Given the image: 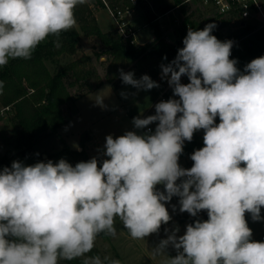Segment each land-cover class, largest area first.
<instances>
[{
  "label": "clouds",
  "instance_id": "1",
  "mask_svg": "<svg viewBox=\"0 0 264 264\" xmlns=\"http://www.w3.org/2000/svg\"><path fill=\"white\" fill-rule=\"evenodd\" d=\"M84 3L0 0V66L30 59L50 35L61 47L60 33L76 26L74 9ZM215 28L188 29L176 57L160 65L161 79L179 99L155 104L154 115L134 117L135 129H147L143 134L106 136L102 166L93 157L75 166L65 159L29 166L13 161L0 170V264L80 257L83 264H121L86 254L100 233L116 235V218L133 239L158 233L171 220L165 204L173 197H179L181 213L197 217L206 210L208 219L186 225L182 236L178 226L165 229L167 238L152 249L154 256L168 257L164 264H264V242L252 241L245 219V213L264 219V56L241 71L230 59L234 42L217 39ZM118 71L134 89L160 86L147 74L137 79L134 72ZM183 76L188 84L181 83ZM104 99L97 95L95 104L106 107ZM153 123L154 132L148 128ZM201 129L204 147L191 154L190 169L182 168L184 142ZM170 246L175 257L166 254Z\"/></svg>",
  "mask_w": 264,
  "mask_h": 264
},
{
  "label": "trees",
  "instance_id": "2",
  "mask_svg": "<svg viewBox=\"0 0 264 264\" xmlns=\"http://www.w3.org/2000/svg\"><path fill=\"white\" fill-rule=\"evenodd\" d=\"M105 1L112 8H134L132 0H125L127 4H122L120 0ZM105 1L86 0V3L75 7L76 26L60 33L61 47H54L57 37L50 35L35 48L30 59H10L6 65L0 66V81L3 82L0 107H11L7 111L10 114L7 120L10 132L4 137V143L9 150L5 155H0L2 168L10 167L11 160L15 157L23 161L26 157L36 155L37 146L49 136L57 134L77 112L74 105L76 101L97 90L103 84L104 78L114 89H118L125 85L118 71L123 69L124 72H134L137 79L144 74L151 76L159 83L160 89L164 90L169 84L166 79H161L160 65L168 64L176 57L177 50L184 46L182 41L187 35L188 27L200 30L211 22L216 23L217 29H220L232 20H237L236 13L223 18L226 15L214 9L213 16L204 17V12L199 6L190 10L191 5L185 0H176L175 4L164 5L161 4V0H152L153 4L152 2L151 4L156 7L158 13L152 12V7L143 5L147 23L157 20L160 14H165L177 6L186 14L181 30L176 34V41L170 42L154 26L155 38L152 41L135 44L132 36H123L118 28L103 30L100 27L95 13L96 10L105 7ZM239 26L240 32L233 38H225L218 31H213L212 35L220 41H233L257 27L253 23L240 24V22ZM82 35L97 37L102 43L101 49L94 48V55L98 61L105 57L100 61L105 69L104 77L100 74L92 56L84 52L81 44ZM80 51H82L81 55L76 57ZM261 56H264V28L256 30L251 39L244 38L234 44L230 59H236L237 68L243 71L247 63ZM171 91L173 90L170 87ZM67 105L68 111L65 112L64 106ZM219 122V117H216L215 123ZM203 136L197 131L194 132L192 141L184 142L180 158H186L195 150L204 147ZM81 141L83 144L85 139L82 138ZM64 149L76 163L90 160L89 154L84 149H73L66 141H64ZM97 159L100 162L98 166H102L103 160ZM193 164L194 161L190 160L181 167L190 169ZM198 216L201 221L208 219L206 210H202ZM178 219L182 222H193V217L187 212L180 213ZM98 238L109 240L105 233H100ZM97 239L94 248L86 256L99 255L103 259L106 257V252L99 247ZM84 258L80 257L72 261L61 260L60 264H83Z\"/></svg>",
  "mask_w": 264,
  "mask_h": 264
},
{
  "label": "rangeland",
  "instance_id": "3",
  "mask_svg": "<svg viewBox=\"0 0 264 264\" xmlns=\"http://www.w3.org/2000/svg\"><path fill=\"white\" fill-rule=\"evenodd\" d=\"M120 2L122 4H127L125 0H120ZM151 2L152 0H132L134 8H132L133 10L130 19V27L134 30L137 29L136 35L132 36L134 43L140 44L152 40L154 38L155 27H157V29L162 32L168 41L175 42L176 34L181 30L182 22L186 14L183 13L180 8L175 6L172 11L170 10L165 14H160L157 20L147 23V16L144 11L145 5L152 7V12L158 13L156 7H153L152 5L153 2L152 4ZM167 3H176V0H161L162 5ZM189 3L191 5L190 10L199 6L204 12V17L213 16L214 10L217 12L212 3H205L202 0H191ZM97 13L98 10H96L95 14L99 25L103 30L116 28V25L108 9L101 10L98 14ZM226 17L228 16L226 15L223 18ZM214 24L216 25V28L213 31L220 32V34L225 38H233L240 32V26L236 19L232 20L230 23L224 25L220 29H217L218 25L216 23ZM189 28L193 29L191 27H188V29ZM260 29L262 28L257 26L255 30H251L249 33H246L239 39L233 40V45L239 42L241 39H251L254 36L256 30ZM81 44L83 46L84 52L92 56L94 63L98 66L100 74L104 77L105 69L100 61L104 60L105 57H102L98 61L94 55V48H102V43L100 40L97 37H88L82 35ZM81 52L82 51L78 52L76 57H79ZM151 79L156 81L152 77ZM181 83L188 84L189 82L181 81ZM167 88L168 91L164 94L167 97V100L170 98L179 99L178 97L173 96V91L170 92L169 85ZM122 92L128 94L127 98L121 96ZM133 93H135V95H133ZM97 95L105 98L104 105H106V107L102 108L95 104L94 100L96 99ZM162 96L163 90H161L160 87L144 91L124 85L118 89H114L104 78L103 84L97 90L81 97L76 101L74 105L77 108V112L70 118L69 122L64 124L59 129L57 134H53L43 140L36 148V150H39L37 151L36 155L26 157L21 162H23L26 166H29L41 161L47 162L48 160H51L56 163L60 159H65L72 166H75L77 163L68 153V151L64 149V141H67L68 145L73 149H79V147L84 149L89 154L90 159L93 157L102 160L107 159V157L103 155V146L106 142V136L111 135V132H114L115 136L113 135V138H116L123 135L126 131H136L137 134H143V130H137L134 128L132 120L137 116L146 118L149 115H154L155 104L159 103L160 101H164L162 100ZM64 110L65 112L68 111V105L64 106ZM9 116L10 114L6 111L0 113L1 156L5 155V153L9 150L4 143V137L10 132V126L7 125ZM149 126L154 132L156 123H153ZM197 132L201 136L204 135L203 129L197 130ZM83 135L85 136L82 137ZM82 138L85 139L83 144L81 141ZM43 154H48V156L43 157ZM9 155H11V153ZM190 156L191 155L186 158H179V165L183 166L188 164L191 160ZM13 161L19 160H17L15 157L11 160V163ZM2 169L3 168L0 166V170ZM177 183H179V181H177ZM156 188L161 192L165 191L164 185H157ZM173 205L176 206L175 210H173ZM165 206L169 211L171 220L166 225L162 224L158 233H153L143 240L133 239L129 235L127 229L124 228L119 218H116L114 223L116 235L111 236L107 234L109 237L108 241L104 240L103 238H98L97 240L99 247L106 252V256L109 259L119 260L121 264H164L168 257L154 256L152 249L159 244L160 240L167 238L165 229L171 230L178 226L179 232L177 233V236H182L186 232V225L193 224L196 219L201 220L199 216L193 217V222H182L178 219V215L181 213L179 210V197H173L170 202L165 204ZM261 216L264 217V207L261 208ZM245 219L248 223V227L252 230V241L264 242V219L260 221H253L251 214L249 213H245ZM254 236L255 239L253 240ZM166 254L169 257H175L177 252L170 246L166 250Z\"/></svg>",
  "mask_w": 264,
  "mask_h": 264
},
{
  "label": "built area",
  "instance_id": "4",
  "mask_svg": "<svg viewBox=\"0 0 264 264\" xmlns=\"http://www.w3.org/2000/svg\"><path fill=\"white\" fill-rule=\"evenodd\" d=\"M105 1V0H104ZM191 1V0H185ZM205 3H212L218 13L222 15H229L231 13L237 14V22L240 24L253 23L260 28H264V0H202ZM107 9L113 18L116 28L125 37L136 35L137 29L134 30L130 27V19L132 15V8L122 9L119 7L112 8L105 1ZM182 82L188 80L187 76L181 78ZM169 88V87H168ZM168 88L163 90L162 100L166 101L167 97L164 95ZM11 109L10 106H5L0 109V113L7 112ZM148 128L151 129L150 126ZM147 129H143L146 132Z\"/></svg>",
  "mask_w": 264,
  "mask_h": 264
},
{
  "label": "crops",
  "instance_id": "5",
  "mask_svg": "<svg viewBox=\"0 0 264 264\" xmlns=\"http://www.w3.org/2000/svg\"><path fill=\"white\" fill-rule=\"evenodd\" d=\"M168 4H175V3H168ZM104 9H107L106 6L103 7V8H100V9L98 10V13H99L101 10H104ZM171 11H172V10H171ZM98 13H97V14H98ZM101 25H102V24H101ZM154 38H155V33H154ZM154 38H153V39H154ZM153 39H152V40H153ZM152 40H150V41H152ZM148 42H149V41H148ZM145 43H147V42H145ZM140 44H143V43H140ZM66 124H67V123H66ZM111 135H112V136H113V135L115 136V133H114V132H111ZM99 140H100V139H99ZM66 142H67V141H66ZM67 144H68V143H67ZM79 149H81V148L79 147ZM37 151H39V150H37ZM51 154H53V153H51ZM41 155H42V153H41ZM47 156H48V154H43V157H47ZM254 239H255V236L253 237V240H254Z\"/></svg>",
  "mask_w": 264,
  "mask_h": 264
},
{
  "label": "water",
  "instance_id": "6",
  "mask_svg": "<svg viewBox=\"0 0 264 264\" xmlns=\"http://www.w3.org/2000/svg\"><path fill=\"white\" fill-rule=\"evenodd\" d=\"M243 24V23H242Z\"/></svg>",
  "mask_w": 264,
  "mask_h": 264
}]
</instances>
